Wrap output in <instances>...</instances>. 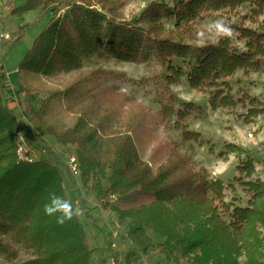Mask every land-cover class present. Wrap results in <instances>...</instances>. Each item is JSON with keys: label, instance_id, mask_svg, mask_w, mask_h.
Returning a JSON list of instances; mask_svg holds the SVG:
<instances>
[{"label": "trees", "instance_id": "obj_1", "mask_svg": "<svg viewBox=\"0 0 264 264\" xmlns=\"http://www.w3.org/2000/svg\"><path fill=\"white\" fill-rule=\"evenodd\" d=\"M62 2L67 12L56 14L54 5ZM246 2L249 14L231 21ZM38 5L51 18L17 67L25 93L41 96L38 105L26 103L25 112L45 126L63 152L75 155L84 192L93 193L125 225L133 246L123 264H137L152 252L165 264H264L263 180L241 181L248 197L243 207L226 202L222 180L199 172L177 147L152 168L133 136L146 106L109 83L103 69L82 72L64 87L45 84L82 70L93 57L156 61L166 85L185 77L192 89L208 94L212 109L240 105L248 121L264 112V103L242 89L234 94L229 78L238 70L264 72V24H244L256 20L264 0H150L132 17L123 14L120 0H27L24 8ZM207 12L227 15L222 30L211 32L198 22ZM169 96L159 101L162 123L179 129L183 141L199 140L184 122L195 105ZM59 108L74 118L70 125L46 122ZM18 127V117L0 97V256L15 260L22 247L31 258L16 264H93L95 249L58 164L19 160ZM237 169L251 177L253 160L245 157ZM148 230L160 240L153 242Z\"/></svg>", "mask_w": 264, "mask_h": 264}, {"label": "rangeland", "instance_id": "obj_2", "mask_svg": "<svg viewBox=\"0 0 264 264\" xmlns=\"http://www.w3.org/2000/svg\"><path fill=\"white\" fill-rule=\"evenodd\" d=\"M120 1H123V14L132 17L150 0ZM26 2L27 0H0V97L3 102L6 96L8 98L13 95L12 87L17 89L19 86V61L30 48L34 37L51 18L50 12L42 14L40 5L24 8ZM54 7L56 14L67 12L64 2ZM249 10L250 3L246 2L237 8L236 15L230 16L231 21H241V17L249 14ZM226 18L227 15L222 12H207L203 13L198 22L207 30L218 32L222 30L221 23L225 22ZM255 19H246L244 24L250 27H256L257 23L264 24V10ZM21 28L23 30L20 38L14 41ZM237 45L243 48L244 44L238 41ZM97 68L107 72L109 83L118 84L127 94L140 98L146 106L145 116L133 136L141 157L148 161L152 168L161 164L177 147L190 158L199 172L205 170L209 178L222 180L226 202H232L236 206L247 205L248 197L241 181L257 178L264 181V112L247 121L240 114L244 112L240 105L212 109L207 101L208 94L192 89L185 77L178 83L166 85L160 77L162 68L156 61L141 63L93 57L85 61L82 70L51 78L45 84L64 87L69 79ZM229 81L234 94L242 89L264 103L263 71H250L248 75H244L242 70H238ZM20 88L23 90L21 86ZM23 92L25 93L24 90ZM169 93L175 101L192 102L195 105L196 108L184 118V122L189 130L199 133V140L183 141L179 129L162 123L159 101L169 99ZM23 95L25 96L19 99L20 108L10 107L19 119L18 137L23 138L25 146L31 148L37 158L58 164L67 196L77 207L79 220L87 233L90 247L95 249L92 254L93 264H123L125 253L133 246L125 236V225L119 222L114 211L101 206L93 193L84 192L79 172L73 174L68 168V154L61 150L52 136L45 133L44 125H40L25 112L26 103L38 105L41 96L26 93ZM20 109L28 122L21 117ZM73 120L72 116L59 108L47 117L46 122L56 126H68ZM245 157L253 160L254 170L249 178L237 169V165ZM141 199L138 198L135 202H140ZM261 231L264 236V229ZM148 234L153 242L160 240L152 231L148 230ZM30 258L29 251L18 247L17 259L9 260L0 256V264H16ZM239 261H243V258ZM136 263L165 264V260L158 252H152L140 256Z\"/></svg>", "mask_w": 264, "mask_h": 264}, {"label": "built area", "instance_id": "obj_3", "mask_svg": "<svg viewBox=\"0 0 264 264\" xmlns=\"http://www.w3.org/2000/svg\"><path fill=\"white\" fill-rule=\"evenodd\" d=\"M5 37L7 38L8 35H5ZM16 154L19 160L31 161V160L37 159L36 154L33 153L32 149L29 148L28 146H25V143L23 142L22 137L19 138V141L17 143ZM67 163H68L69 170L73 174H75L76 172H79L77 159L74 154L68 155Z\"/></svg>", "mask_w": 264, "mask_h": 264}, {"label": "crops", "instance_id": "obj_4", "mask_svg": "<svg viewBox=\"0 0 264 264\" xmlns=\"http://www.w3.org/2000/svg\"><path fill=\"white\" fill-rule=\"evenodd\" d=\"M13 88V95H11V96H8V98H6L5 97V103L9 106V107H11V108H13V109H15L17 106L19 107L20 105H19V99H21V98H23L25 95H23V94H25L24 92H23V90L20 88V85L17 87V89H15L14 87H12ZM20 108V107H19ZM20 113H21V109H20ZM21 117L23 118V120L25 119L27 122H28V119L26 118V116H25V114L23 113V111H22V113H21ZM28 118H30L29 116H27Z\"/></svg>", "mask_w": 264, "mask_h": 264}, {"label": "clouds", "instance_id": "obj_5", "mask_svg": "<svg viewBox=\"0 0 264 264\" xmlns=\"http://www.w3.org/2000/svg\"><path fill=\"white\" fill-rule=\"evenodd\" d=\"M226 31L230 32L231 30L230 29H226Z\"/></svg>", "mask_w": 264, "mask_h": 264}]
</instances>
